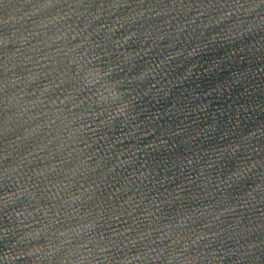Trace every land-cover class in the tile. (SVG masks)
<instances>
[{"label":"water","instance_id":"95a60500","mask_svg":"<svg viewBox=\"0 0 264 264\" xmlns=\"http://www.w3.org/2000/svg\"><path fill=\"white\" fill-rule=\"evenodd\" d=\"M0 264H264V0H0Z\"/></svg>","mask_w":264,"mask_h":264}]
</instances>
